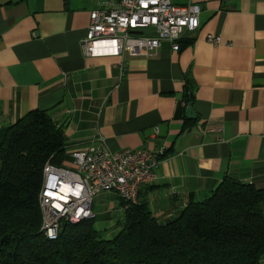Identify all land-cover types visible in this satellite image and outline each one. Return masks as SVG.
I'll use <instances>...</instances> for the list:
<instances>
[{
  "label": "crops",
  "instance_id": "obj_1",
  "mask_svg": "<svg viewBox=\"0 0 264 264\" xmlns=\"http://www.w3.org/2000/svg\"><path fill=\"white\" fill-rule=\"evenodd\" d=\"M192 1L200 25L179 49L89 56L97 0H0V132L39 109L64 126L69 154L100 138L112 151L164 148L139 193L161 221L228 176L264 190V0Z\"/></svg>",
  "mask_w": 264,
  "mask_h": 264
},
{
  "label": "trees",
  "instance_id": "obj_2",
  "mask_svg": "<svg viewBox=\"0 0 264 264\" xmlns=\"http://www.w3.org/2000/svg\"><path fill=\"white\" fill-rule=\"evenodd\" d=\"M67 148L64 126L46 110L0 132V264H261L264 190L229 176L168 221L147 202L118 194L123 217L111 236L96 228L94 216L62 222L58 238L47 239L39 201L44 167L65 165Z\"/></svg>",
  "mask_w": 264,
  "mask_h": 264
},
{
  "label": "built area",
  "instance_id": "obj_3",
  "mask_svg": "<svg viewBox=\"0 0 264 264\" xmlns=\"http://www.w3.org/2000/svg\"><path fill=\"white\" fill-rule=\"evenodd\" d=\"M83 50L89 56H150L163 41L174 49L186 31L200 25L201 7L192 0H97ZM213 44L220 36L209 35ZM100 144L73 149L72 167L50 161L44 167L39 201L43 212L42 231L47 239H57L62 222L79 223L95 216L93 200L103 191H115L125 201L137 203L143 185L154 183L156 168L165 149H123L112 151Z\"/></svg>",
  "mask_w": 264,
  "mask_h": 264
},
{
  "label": "rangeland",
  "instance_id": "obj_4",
  "mask_svg": "<svg viewBox=\"0 0 264 264\" xmlns=\"http://www.w3.org/2000/svg\"><path fill=\"white\" fill-rule=\"evenodd\" d=\"M119 201L120 199L112 191H104L95 196L93 206L95 226L106 236H111L116 231L119 226V220L123 217L122 212H119L117 208L111 209V203L115 202L116 204L117 202L119 204Z\"/></svg>",
  "mask_w": 264,
  "mask_h": 264
},
{
  "label": "water",
  "instance_id": "obj_5",
  "mask_svg": "<svg viewBox=\"0 0 264 264\" xmlns=\"http://www.w3.org/2000/svg\"><path fill=\"white\" fill-rule=\"evenodd\" d=\"M193 102H190L189 103V107L187 108V115L188 116H192V117H194L195 116V113H194V109H193Z\"/></svg>",
  "mask_w": 264,
  "mask_h": 264
}]
</instances>
